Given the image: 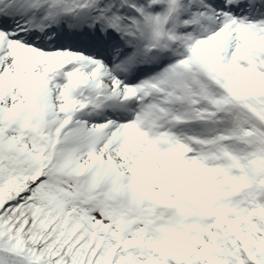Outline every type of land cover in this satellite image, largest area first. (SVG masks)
<instances>
[{"label": "snow or ice", "instance_id": "1", "mask_svg": "<svg viewBox=\"0 0 264 264\" xmlns=\"http://www.w3.org/2000/svg\"><path fill=\"white\" fill-rule=\"evenodd\" d=\"M0 264H264V0H0Z\"/></svg>", "mask_w": 264, "mask_h": 264}]
</instances>
